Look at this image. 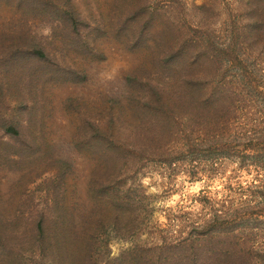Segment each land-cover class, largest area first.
I'll return each mask as SVG.
<instances>
[{"label": "rangeland", "instance_id": "obj_1", "mask_svg": "<svg viewBox=\"0 0 264 264\" xmlns=\"http://www.w3.org/2000/svg\"><path fill=\"white\" fill-rule=\"evenodd\" d=\"M254 15L264 17V0H0V217L20 214L34 221L44 215L52 224L66 222L64 227L46 223L49 238L57 230L59 236L51 239L60 240L59 248L45 256L46 264H60L65 253L79 259L76 264L84 259L126 264L133 252L152 256L148 250L178 238L177 231L182 237L196 235L194 226L219 213L225 233L241 238L238 261L264 264V168L255 160L206 152L171 166L147 163L134 184L120 185L125 190L138 186L134 194L142 199L143 207L136 205L132 213L133 232L126 230L132 214L122 217L119 227L111 206L90 214L95 180L113 170L97 152L106 145L99 148L96 139L101 134L114 141L125 153L122 159L124 147L131 151L127 145L134 141L131 124L136 122L128 106L129 77L145 80L161 53L170 51L175 36L169 26L189 27L196 37L202 26L208 42L226 38L230 20L243 27ZM242 35L238 67L250 86L262 91L264 50H250L249 30ZM135 37L144 41L136 45ZM39 50L43 57L35 54ZM11 126L21 141L8 133ZM225 142L241 151L247 143L234 147L243 142L234 137ZM123 161L119 158V166ZM58 173H66L60 185ZM98 216L103 223H97ZM171 219L175 227L168 226ZM26 231L12 235L13 247L30 249ZM40 257L22 264H40Z\"/></svg>", "mask_w": 264, "mask_h": 264}, {"label": "trees", "instance_id": "obj_2", "mask_svg": "<svg viewBox=\"0 0 264 264\" xmlns=\"http://www.w3.org/2000/svg\"><path fill=\"white\" fill-rule=\"evenodd\" d=\"M249 20L243 27L237 20H230L226 38H213L208 42H205L208 34L200 30L202 26L197 37L191 35L189 27L185 29L175 23L169 26L175 36L172 38L170 51L161 53L153 64L154 70L147 71L149 75L144 72L145 80L139 76L129 77L128 106L133 111L136 123L131 124L134 141L127 145L131 151L123 148L128 157L126 155L125 159H122L125 153H119L111 139L105 140L101 134L96 139L101 143L99 148L106 145L97 152L113 170L112 173L105 171L95 180L93 191L97 194L96 203L91 212L89 211L90 214H99L106 206H111L116 214L115 226L119 227L121 218L134 213L136 205L143 207L142 199L137 200L134 194V187L138 186L134 185L125 190V187L120 185L130 180L134 184V178L147 163H164L171 166L184 162L186 157L190 159V155L201 156L207 152L210 155L222 154L226 155L224 157L243 161L255 160L256 166L264 168L263 161L257 160L264 159V89L259 91L256 87H251L250 81L243 75L244 71L238 67V55L244 47L243 32L250 31L247 41L250 50L253 47H261L264 50V17L254 15ZM141 38L135 37L136 45L144 41ZM143 45L146 47L148 43L143 42ZM35 54L43 57L40 50ZM255 94L261 99H256ZM7 131L22 140L16 127L11 126ZM96 131L100 133L98 128ZM230 137L243 141L234 147H241L240 144L247 142L243 145L245 150L228 149L225 141ZM35 147L36 137L31 139V155ZM205 147H213L214 151H208ZM107 153L110 154L109 157ZM251 153L255 154L250 155ZM195 156H192V162H196ZM119 158L124 160L123 166H119ZM65 174L55 175L59 185ZM133 216L134 214L131 218L129 216L130 219L126 222V230L132 232V227L135 228ZM64 219L61 218V222H64ZM222 220V215L214 213L213 219L204 221L200 227L194 226V230L198 231L196 235L182 237L181 231H177L176 234L180 233L178 238L168 237L162 240L161 246L151 247L148 252H152V256L147 254L146 257L133 252L126 264H241L238 261V243L241 238L225 233L226 227L220 224ZM90 222L91 219L89 224ZM103 222L104 219L98 216L97 223ZM174 222L175 219H171L168 226L175 227ZM46 223L49 226L52 224L44 215L34 221L27 220L20 214L14 218L0 217V249L3 251L0 264H22L27 259H34L38 254L42 258L39 263L46 264L45 256L53 253L60 245V240L51 239L59 236V232L55 230L49 238L52 230ZM65 223L59 225V222H54L52 225L64 227ZM24 228L32 241L28 250L16 245L13 247L10 243L12 235ZM31 228L34 230L32 235L29 230ZM27 238L25 235L24 239ZM13 239L18 240L17 237ZM49 240L52 243H49ZM243 244H247V241ZM156 250L162 252L156 254ZM78 260L65 253L60 264H76ZM82 264L92 263L84 259Z\"/></svg>", "mask_w": 264, "mask_h": 264}]
</instances>
